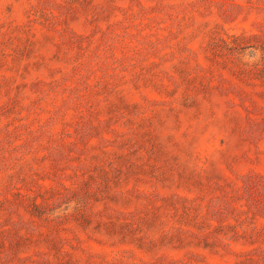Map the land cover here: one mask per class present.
Returning <instances> with one entry per match:
<instances>
[{"label":"rangeland","instance_id":"1","mask_svg":"<svg viewBox=\"0 0 264 264\" xmlns=\"http://www.w3.org/2000/svg\"><path fill=\"white\" fill-rule=\"evenodd\" d=\"M0 264H264V0H0Z\"/></svg>","mask_w":264,"mask_h":264}]
</instances>
